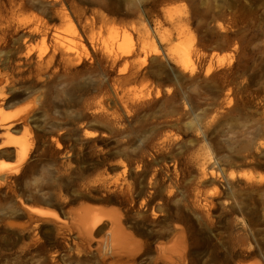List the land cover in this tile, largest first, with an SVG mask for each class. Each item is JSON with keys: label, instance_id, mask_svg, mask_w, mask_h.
<instances>
[{"label": "rangeland", "instance_id": "374dc122", "mask_svg": "<svg viewBox=\"0 0 264 264\" xmlns=\"http://www.w3.org/2000/svg\"><path fill=\"white\" fill-rule=\"evenodd\" d=\"M41 1L45 7L0 0L3 15L13 10L12 46L33 56L55 47L88 54L95 87L128 104L157 91L175 96L144 101L115 138L96 106L83 110L93 113L84 122L96 132L84 138L77 116L84 87L73 90L61 77L6 91L0 122L13 125L0 127V264H166L164 253L169 264H264V0ZM180 47L191 57L185 69L174 54ZM163 132L180 137L178 183L160 217L173 235L139 234L144 246L133 258L113 253L105 233L85 240L75 222L79 193L100 215L128 205L80 190L79 162L87 175L108 177L112 151L125 162L151 159ZM199 153L213 175L201 176ZM172 163L167 158L163 168ZM158 242L169 249L159 252Z\"/></svg>", "mask_w": 264, "mask_h": 264}, {"label": "bare ground", "instance_id": "6f19581e", "mask_svg": "<svg viewBox=\"0 0 264 264\" xmlns=\"http://www.w3.org/2000/svg\"><path fill=\"white\" fill-rule=\"evenodd\" d=\"M22 1L20 0V2ZM32 2L33 7H45L41 0H32ZM53 10L60 17L67 16L61 8L53 7ZM2 12L0 10V99L5 97L6 91L19 84L29 83V87L33 88L48 81L66 77L72 84L73 90L85 88L80 96L82 98L78 100L80 109L77 114L78 128L82 132V136L84 138L95 136L96 132L87 128L89 125L84 121L93 120V113H99L109 121L112 128L110 134L115 138L125 130L123 124H120L121 120H125V117L133 109L142 105L144 101L149 103L157 101L163 96L167 98L175 96L174 93L162 94L157 91L153 95L149 93L145 100L133 101L128 104L122 101V96L118 99L116 92L112 94L108 89L95 87V79L92 74L95 65L90 55H81L69 49L55 47L51 54L33 56L31 51L26 48L17 49L14 45L12 46L13 42L11 43L10 33L7 29L10 27L13 16L12 7L4 10V15ZM174 54L184 69L191 63L189 52L184 47L176 49ZM97 94L99 101H95V105H93L92 101L97 97ZM113 96L116 98L113 99ZM224 98L226 103L230 104L231 99L227 93ZM109 100L111 104L108 102ZM104 104H110V110L105 108ZM93 106H96L97 109L92 114H86L83 111L91 110ZM12 125V123L0 122L2 128L10 129ZM91 126L92 124H90ZM205 128L207 129L209 126L206 125ZM157 141L158 145L154 149L155 155H152L151 159L141 157L136 162H125L118 159L123 155L120 151H112L108 177L103 174L98 178L87 175V171L81 165L82 162H79L80 166L74 172L73 182L80 187V190L85 188H88L90 192L101 190L102 194L107 192L106 197L110 199V202L120 201L128 205L125 210L116 207L108 215H100L97 208L84 203L82 200L84 196L79 193L76 197L79 209L75 215V222L79 234L85 240L93 239L95 234L105 233L107 243L113 253H126L133 258L144 246L138 237L139 234H147L164 241L173 235L175 227H169L170 224H165L166 227H164L160 217L166 211L167 203L173 198L174 189L178 183V168L181 163L173 155V150L180 142V137L178 134L163 132ZM112 147L116 148L115 145ZM15 151L24 153L22 148ZM167 158L173 162L171 164L173 168L170 171L163 168ZM197 159L201 176L204 178L208 174L213 175V171L210 170L208 173L205 167L206 156L199 153ZM89 198L94 199L95 197L90 195ZM30 211L40 217L51 216V212L44 208L32 207ZM156 248L163 253L169 249L163 242H158ZM163 256L166 264H169L170 256L167 253H164Z\"/></svg>", "mask_w": 264, "mask_h": 264}]
</instances>
